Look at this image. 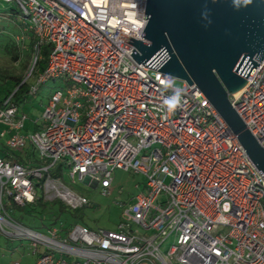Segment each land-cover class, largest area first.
Here are the masks:
<instances>
[{
  "label": "built area",
  "instance_id": "1",
  "mask_svg": "<svg viewBox=\"0 0 264 264\" xmlns=\"http://www.w3.org/2000/svg\"><path fill=\"white\" fill-rule=\"evenodd\" d=\"M0 1L28 20L35 55L50 47L29 94L49 79L73 83L50 96L31 132L18 105L0 104L9 152L0 156V230L29 240L34 264H264V174L194 84L177 87L130 56L131 38L148 44L145 0ZM257 63L229 101L264 148V59ZM26 147L35 161H16ZM115 170L145 179L115 231L76 225L45 235L12 216L11 205L33 204L40 189L44 201L82 209L89 200L71 185L109 195Z\"/></svg>",
  "mask_w": 264,
  "mask_h": 264
},
{
  "label": "water",
  "instance_id": "2",
  "mask_svg": "<svg viewBox=\"0 0 264 264\" xmlns=\"http://www.w3.org/2000/svg\"><path fill=\"white\" fill-rule=\"evenodd\" d=\"M145 1L141 36L148 44L131 38L135 51L130 56L146 68L194 84L264 174V148L229 101L264 59V0Z\"/></svg>",
  "mask_w": 264,
  "mask_h": 264
},
{
  "label": "rangeland",
  "instance_id": "3",
  "mask_svg": "<svg viewBox=\"0 0 264 264\" xmlns=\"http://www.w3.org/2000/svg\"><path fill=\"white\" fill-rule=\"evenodd\" d=\"M5 1H0V101L13 91V83H5L2 78L5 76L20 77L26 82L28 87L34 85L37 76L32 72L35 60V53L28 49L30 33L25 31L19 24L20 19L8 17V8L12 7ZM29 23L28 20H25ZM182 81H175V86H182ZM73 83L65 79H49L41 84L35 95L28 96L21 102L13 99L20 109L26 114L24 131H34L41 125V115L50 96L57 90H65ZM2 126L0 125V131ZM4 139L0 138L1 157L8 156L9 152L3 148ZM28 154L35 161L36 154L26 147L19 155ZM168 182V181H166ZM145 179L142 176L133 175L123 170L113 172V182L109 195H103L99 188H92L86 183L77 182L71 187L81 192L89 200V204L75 212L57 213L54 208H45L37 215L39 208L14 209L11 211L17 223L32 231L47 235L49 224L54 222V226L59 228L62 225L63 236L70 231L73 226L79 225L90 230L115 231L121 221L123 210L129 205L133 196L138 194ZM72 211V210H71ZM61 224V225H60ZM170 243L168 242L164 248ZM44 253V247L37 250ZM37 254H33L31 242L26 239L11 238L0 230V264H34Z\"/></svg>",
  "mask_w": 264,
  "mask_h": 264
},
{
  "label": "trees",
  "instance_id": "4",
  "mask_svg": "<svg viewBox=\"0 0 264 264\" xmlns=\"http://www.w3.org/2000/svg\"><path fill=\"white\" fill-rule=\"evenodd\" d=\"M7 13H8L7 14L8 17H11V18L14 19V22H16V21H18V19H20V21L22 23H20L19 25L25 31H28L31 34L30 37H29V42H28V49H29L30 52H32V53L34 52L35 53V50H34V46H35V43H36L35 36H34L33 32L28 28L26 23L23 21V17L21 15L19 9L17 7H15V6L9 7ZM49 52H50V47L49 46H47V45H39L38 46V50H37V53L35 55L36 58H35L34 66H33V70H32V72L35 73L36 76H38L40 73H42L45 70V68L47 66V58H48ZM2 80L5 83L12 82L13 84L12 83H10V84L13 85V91L8 92L7 95L2 99V101H0V104H2L4 102V100H6L8 98H9L10 102L16 104L15 102H13V99H16V100L22 102L26 98V95L33 96L36 93L35 92L34 94H29L31 87H28L27 83L25 81L23 82L22 78H20V77L5 76V77L2 78ZM0 153H2L1 149H0ZM4 157H7V156H4ZM14 158H15L16 161L21 162V163H26V162L30 161V159L27 158L25 155L21 156L19 154H16V155H14ZM51 174L53 176H60V174H61V166L58 165L56 167V169L51 171ZM42 194L43 193H42L41 189L38 190L37 198H36V200H35V202L33 204L26 205V206H23V207H15V206L11 205L10 207H11L12 211L14 209L27 210L29 208H39V211H37V215H38L39 218H40V216H39L40 213L45 208H49V207L54 208L57 213H61V212H75V211L79 210V209L72 210V209L68 208L66 205H64L59 200L44 201ZM12 216H13V214H12ZM14 220L17 221L15 218H14ZM49 226L50 227H56V226H54V222L49 224ZM63 229L64 228H62V225L59 226V228H58V230L60 231L61 236H63ZM65 231H66V233L68 232V230H65Z\"/></svg>",
  "mask_w": 264,
  "mask_h": 264
},
{
  "label": "clouds",
  "instance_id": "5",
  "mask_svg": "<svg viewBox=\"0 0 264 264\" xmlns=\"http://www.w3.org/2000/svg\"><path fill=\"white\" fill-rule=\"evenodd\" d=\"M251 2V0H245V3H250Z\"/></svg>",
  "mask_w": 264,
  "mask_h": 264
}]
</instances>
